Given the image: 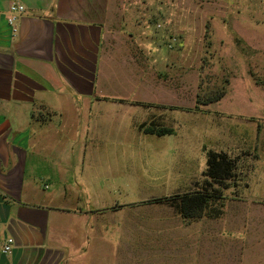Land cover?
Wrapping results in <instances>:
<instances>
[{
  "label": "rangeland",
  "instance_id": "obj_1",
  "mask_svg": "<svg viewBox=\"0 0 264 264\" xmlns=\"http://www.w3.org/2000/svg\"><path fill=\"white\" fill-rule=\"evenodd\" d=\"M144 1L146 31L163 37L158 44L146 42L142 55L160 71L172 55V68L164 71L163 85L139 90L129 81L130 60L118 51L105 77L116 78V93L126 104L93 107L92 113L81 108L79 137L86 146L79 160L80 208L94 209L87 197L95 191L104 194L98 206L114 212L92 213L77 227L68 220L67 230H60L62 238L67 235L62 264H174L177 230L171 224L177 217L190 222L177 211L178 196L201 190L209 195L203 218L219 215L235 200L237 209L242 202L250 208L257 203L253 183L259 178L264 194V0ZM155 8L162 12L152 13ZM171 35L180 41L174 48L167 46ZM220 91L221 99L203 103ZM136 100L143 107L129 104ZM152 122L170 132H146ZM210 152L233 160L230 179L218 184L203 176ZM118 205L125 208L118 211Z\"/></svg>",
  "mask_w": 264,
  "mask_h": 264
},
{
  "label": "crops",
  "instance_id": "obj_2",
  "mask_svg": "<svg viewBox=\"0 0 264 264\" xmlns=\"http://www.w3.org/2000/svg\"><path fill=\"white\" fill-rule=\"evenodd\" d=\"M13 2L24 10L10 25ZM148 10L141 0H0V264H62L67 235L62 238L60 230H67L68 220L77 227L92 213L114 212L98 206L104 194L95 191L87 197L94 209L80 208L84 176L79 160L86 144L79 137V119L82 107L92 113L93 107L126 104L116 93V78L105 77L104 68L119 57L118 51L130 60L131 85L144 90L164 84L172 55L162 71L142 55L146 42L158 44L163 37L146 31L147 15L141 12ZM156 53L162 60L161 50ZM136 102L144 104H129L140 106ZM67 123L74 127L69 130ZM260 180L253 183L259 189L253 191L257 203L250 208L242 202L237 209L235 200L217 217L190 222L177 217L171 224L177 230L171 246L174 264H264ZM108 219L112 223L113 217ZM7 237L13 247L3 254Z\"/></svg>",
  "mask_w": 264,
  "mask_h": 264
},
{
  "label": "trees",
  "instance_id": "obj_3",
  "mask_svg": "<svg viewBox=\"0 0 264 264\" xmlns=\"http://www.w3.org/2000/svg\"><path fill=\"white\" fill-rule=\"evenodd\" d=\"M224 95V91H220L214 97H209L203 102L211 103L214 101H218ZM151 126L145 128V131L150 134L163 135L170 132V129L166 126H162L155 122L150 124ZM145 124H141V127H144ZM235 166L233 165V160L228 156L225 152H210L207 158V166L205 171L203 172V176L208 179L211 183H218L230 179L234 174ZM209 195H206L204 191H195L193 193L182 194L177 197L176 208L178 213L182 216V218L187 221H192L201 218L206 209L208 203ZM220 211V210H218ZM210 213L206 216L215 217L218 216V213Z\"/></svg>",
  "mask_w": 264,
  "mask_h": 264
},
{
  "label": "built area",
  "instance_id": "obj_4",
  "mask_svg": "<svg viewBox=\"0 0 264 264\" xmlns=\"http://www.w3.org/2000/svg\"><path fill=\"white\" fill-rule=\"evenodd\" d=\"M24 10V6L23 4L19 3V2H13L10 4L8 12H9V18H8V22L10 25H13L17 16H19L20 13H22ZM178 45V40L176 37H171L170 38V42L168 44L169 48H174L175 46ZM12 247H13V239L11 237H7L5 238L3 244H2V249L1 252L3 254H9L12 251Z\"/></svg>",
  "mask_w": 264,
  "mask_h": 264
}]
</instances>
